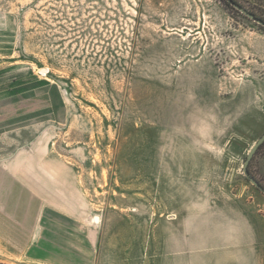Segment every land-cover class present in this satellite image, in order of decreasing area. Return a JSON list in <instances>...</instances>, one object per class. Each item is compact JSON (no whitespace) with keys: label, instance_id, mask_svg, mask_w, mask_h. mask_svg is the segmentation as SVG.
Wrapping results in <instances>:
<instances>
[{"label":"rangeland","instance_id":"374dc122","mask_svg":"<svg viewBox=\"0 0 264 264\" xmlns=\"http://www.w3.org/2000/svg\"><path fill=\"white\" fill-rule=\"evenodd\" d=\"M236 3L264 19V0ZM263 133L264 29L220 0H0V164L37 202L154 226L152 264L212 208L264 216L243 174ZM248 170L264 187V145ZM15 254L0 243V264Z\"/></svg>","mask_w":264,"mask_h":264},{"label":"crops","instance_id":"0c3cea01","mask_svg":"<svg viewBox=\"0 0 264 264\" xmlns=\"http://www.w3.org/2000/svg\"><path fill=\"white\" fill-rule=\"evenodd\" d=\"M23 172L0 164V207L2 202L5 206L0 243L15 251V264H103L106 252L127 257L129 264H137L139 253L143 264H152L154 226L140 227L132 215L108 229L79 207L37 202L33 196L41 193L40 185L20 181ZM209 211L208 218L186 221L172 235L164 233L160 264H264L260 209L246 201ZM107 241H113L114 250L106 248Z\"/></svg>","mask_w":264,"mask_h":264},{"label":"water","instance_id":"95a60500","mask_svg":"<svg viewBox=\"0 0 264 264\" xmlns=\"http://www.w3.org/2000/svg\"><path fill=\"white\" fill-rule=\"evenodd\" d=\"M224 1L229 7L235 9L238 13L242 14V16L246 17L247 19L253 21L256 25H258L261 28H264V20L259 19L254 16V14L246 9L245 7L241 6L240 4L236 3L234 0H222ZM264 142V133L261 135V137L256 141V143L253 145L252 148L247 153L246 160L243 164V174L248 179V182L253 185L256 189H258L260 192L264 194V187L251 176L248 170V165H250V162L256 153L257 149L263 144Z\"/></svg>","mask_w":264,"mask_h":264},{"label":"trees","instance_id":"16d2710c","mask_svg":"<svg viewBox=\"0 0 264 264\" xmlns=\"http://www.w3.org/2000/svg\"><path fill=\"white\" fill-rule=\"evenodd\" d=\"M234 1H236V0H234ZM220 2H222L224 5H226L227 7H229L224 1L220 0ZM229 8H231V7H229ZM251 12H252V11H251ZM254 16L257 17V18H259V19H262V18H260L259 16H257L256 14H254ZM262 20H264V19H262ZM262 29H264V28H262ZM263 145H264V142H263V144H262L259 148H261ZM259 148H258V149H259ZM258 149H257V150H258Z\"/></svg>","mask_w":264,"mask_h":264}]
</instances>
